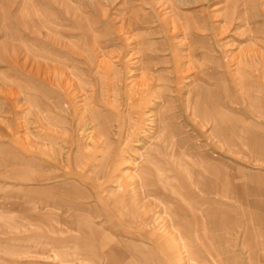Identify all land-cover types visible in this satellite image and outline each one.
<instances>
[{"label": "rangeland", "instance_id": "obj_1", "mask_svg": "<svg viewBox=\"0 0 264 264\" xmlns=\"http://www.w3.org/2000/svg\"><path fill=\"white\" fill-rule=\"evenodd\" d=\"M0 2V264H264V0Z\"/></svg>", "mask_w": 264, "mask_h": 264}, {"label": "bare ground", "instance_id": "obj_2", "mask_svg": "<svg viewBox=\"0 0 264 264\" xmlns=\"http://www.w3.org/2000/svg\"><path fill=\"white\" fill-rule=\"evenodd\" d=\"M72 3H78L77 2V0H70ZM65 2V1H64ZM0 4H1V2H0ZM58 4V3H57ZM66 4H68V3H66ZM64 4H62V5H59V6H61V8H62V6H63ZM63 9L66 11V13H67V15H68V17L69 16H73V15H76V13H77V11H78V9H72V8H69V6H67L66 5V7H64L63 6ZM59 18V17H58ZM69 19V18H68ZM61 22H60V19H57L56 17L54 18V19H52L51 20V22H50V26L54 29V28H57L58 26H60L61 24H60ZM214 64H215V62H214ZM216 65V67H217V64H215ZM242 65V64H241ZM220 67V66H219ZM218 67V68H219ZM222 67V66H221ZM240 67V66H239ZM208 68V67H207ZM206 68V69H207ZM228 68V67H227ZM216 69V68H215ZM228 70H229V68H228ZM203 71V70H202ZM201 71V72H202ZM211 71V72H210ZM215 71H217V70H215ZM215 71H213V70H209L208 71V73H212V74H214V72ZM220 72V71H219ZM219 72H217V73H219ZM228 72V71H227ZM230 72V71H229ZM228 72V73H229ZM239 72H240V69H239ZM207 73V72H206ZM226 73V72H225ZM232 73V72H231ZM241 73V72H240ZM216 74V73H215ZM227 74V73H226ZM207 75V74H206ZM209 75V74H208ZM224 75V74H223ZM229 75V74H228ZM232 75V74H231ZM231 75H230V77H231ZM234 75V74H233ZM232 75V76H233ZM222 76V75H221ZM244 76V75H243ZM243 76H241V77H243ZM246 77H247V75H245ZM244 76V77H245ZM243 77V78H244ZM245 77V78H246ZM215 78V77H214ZM240 78V77H239ZM242 78V79H243ZM238 79V78H237ZM251 79V78H250ZM230 80H232V78L230 79ZM234 80V79H233ZM219 81V80H218ZM227 81V80H226ZM225 81V82H226ZM236 81V80H235ZM243 80H241V82H242ZM222 82V81H221ZM234 82V81H233ZM222 83H224V82H222ZM199 84V83H198ZM225 85V84H224ZM221 86V85H220ZM220 86H218V85H216V86H213L214 88H211V89H208V90H202V86H198V88H201L200 90H196V92H198V94H201L202 96H206L207 97V100H208V102L209 103H214V104H216V106H218L219 104H220V99L219 98H221L220 96H221V87ZM221 88V89H220ZM225 89V88H224ZM202 90V91H201ZM248 91V90H247ZM195 92V93H196ZM197 94V95H198ZM226 94H228L227 93V91H226ZM223 95V94H222ZM248 97H250L249 95H247ZM226 97H227V95H226ZM243 97V96H242ZM247 97V98H248ZM229 98V97H228ZM228 98H226V99H228ZM70 99V98H69ZM200 98H196L195 99V107H197L196 108V110L198 111V113L200 114V112L202 111L201 110V107H200V100H199ZM250 99V98H249ZM201 100H203V99H201ZM205 100V99H204ZM203 100V101H204ZM217 100H219V101H217ZM251 100H253L254 101V99H252L251 98ZM255 100H257L256 98H255ZM227 102H228V100H226ZM206 102V101H205ZM230 102V101H229ZM204 103V102H203ZM203 103L201 104V106H203ZM222 103H223V101H222ZM205 104V103H204ZM208 104V103H207ZM221 105V104H220ZM207 106H209V105H207ZM222 106V105H221ZM224 106V105H223ZM204 107V106H203ZM206 107V106H205ZM204 107V108H205ZM210 107V106H209ZM88 108V107H87ZM219 108H220V106H219ZM225 108V107H224ZM227 108V107H226ZM92 109V108H91ZM210 109H213V108H210ZM227 109H223V108H221V109H217V112H216V114L214 115H212V117H214V121H215V126H216V129H217V131L219 132L218 134H220V136L221 135H225V133H226V131H230V129H231V131H233V132H237V127H236V125H238V124H236L235 125V123L236 122H239V120L235 117V118H231V116L228 114V111H226ZM204 111H206V110H204ZM216 111V110H215ZM204 114H206V113H204ZM207 115V114H206ZM202 116V115H201ZM205 116V115H204ZM198 117H199V115H198ZM203 117V116H202ZM209 117H211V115L209 116ZM208 117V118H209ZM96 118V117H95ZM201 118V117H200ZM200 118H199V120H200ZM207 117H205V119H206ZM141 119V118H140ZM98 120V119H97ZM242 120V119H241ZM201 121V120H200ZM199 121V122H200ZM207 121H208V119H207ZM212 121V120H211ZM198 122V121H197ZM204 122H205V120H204ZM244 122H246V121H244ZM97 123V122H96ZM95 125V124H94ZM200 125V124H199ZM247 126L245 127L246 129H249L250 128V126H249V124H246ZM203 127H204V124H203ZM235 127V128H234ZM213 131V130H212ZM232 132V133H233ZM229 133V132H228ZM227 134V133H226ZM217 135V134H216ZM229 135V134H228ZM195 136H197V135H195ZM219 135L217 136L218 138L220 137ZM250 137H253L252 139L250 138ZM249 137V135H247L246 136V141H251V140H254V141H256L255 142V144L254 143H252V141H251V144H252V146H253V144L255 145V146H257V147H260L259 146V144H260V142H262V141H264V137H262V135L260 134V133H257V132H254L253 133V136L251 135ZM228 140H230V138H227ZM259 139V140H258ZM223 142H224V140H223ZM246 144H249V142L248 143H246ZM251 144L250 145H248V147L249 146H251ZM251 146V147H252ZM202 147V146H201ZM200 147V148H201ZM195 148L198 150L199 149V145L198 144H195ZM83 149H84V147H83ZM194 149V148H193ZM250 149V148H249ZM252 149V148H251ZM257 149V148H256ZM258 150H260V149H258ZM250 151V150H249ZM252 151V150H251ZM250 151V152H251ZM260 152V151H259ZM256 153H258V151L256 152ZM262 154V153H261ZM255 155H258V154H255ZM194 156H197L198 158H199V160H203V158H202V156H208L207 154H205V153H201V152H196L195 153V155ZM210 156V155H209ZM258 157H259V155H258ZM202 165V164H201ZM212 165V170H215V172L216 173H219L218 174V176H219V181L220 180H225V181H231V179H233V178H231V177H233V176H230L231 175V173L228 171V170H226V171H224V173L225 174H222L221 173V170H222V168L220 167L219 168V166L216 164H214L213 165V163L211 164ZM236 176V175H235ZM216 178H218V177H216ZM223 178V179H222ZM218 180V179H217ZM251 182H250V186L251 187H254V188H252V190H254L255 192H258V194L260 195V192L261 193H264V182H263V180H262V178H261V176L259 175V174H257V173H253L252 174V177H251V180H250ZM213 184L215 183V188H212V190L211 191H215L216 193L218 192V193H220L219 192V190H218V187H217V182H215V180H213V181H211ZM212 183L210 184L209 183V185L211 186L212 185ZM199 186H201L202 187V185H199ZM200 188V187H199ZM211 188V187H210ZM201 189V188H200ZM197 194V193H196ZM217 195V194H216ZM196 196V195H195ZM213 196V195H212ZM215 196V195H214ZM196 200H197V203H203V201H205V202H212L211 204H212V206H211V208H210V211H206V212H208L206 215H208L209 214V216H210V218H211V226H216L217 224H219L218 222H216V217H218L219 215H220V208L217 206L218 204H215V206H217V207H214V203H223V204H225V206H226V209H224L223 211L225 212V215L223 216V215H221L222 216V218H226V217H228V218H230V216H232L230 213H229V209H228V206H230L229 204H227L226 202H224L223 200H221V201H219V199H216V198H205V199H203V197H201L200 195H198L197 194V196H196ZM264 201L263 200H258V201H256V204H260L259 205V207H261V204L263 203ZM206 204V203H205ZM204 204V205H205ZM208 204V203H207ZM206 204V205H207ZM210 205V204H209ZM200 206V205H199ZM219 208V209H218ZM262 208V207H261ZM263 208H264V205H263ZM198 209V208H197ZM235 209V208H234ZM235 210H237V209H235ZM210 212V213H209ZM236 212V211H235ZM200 214H203V213H195L194 214V221H196V224H197V226H200L201 225V223H200V221H201V219L203 218L202 216L203 215H200ZM228 218H227V220H228ZM263 215H259L258 216V220H263ZM259 222H261V221H259ZM263 224V223H262ZM197 230L199 231V229L197 228ZM224 262L226 263L227 261H225L224 260ZM222 263H223V261H222Z\"/></svg>", "mask_w": 264, "mask_h": 264}]
</instances>
